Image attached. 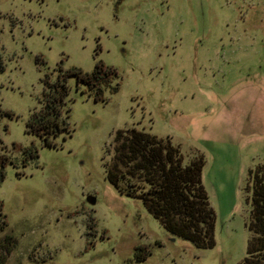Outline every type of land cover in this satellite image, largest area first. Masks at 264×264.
Listing matches in <instances>:
<instances>
[{
  "label": "rangeland",
  "instance_id": "1",
  "mask_svg": "<svg viewBox=\"0 0 264 264\" xmlns=\"http://www.w3.org/2000/svg\"><path fill=\"white\" fill-rule=\"evenodd\" d=\"M68 78V131L27 130L45 79ZM205 157L216 245L168 232L106 178L118 129ZM264 164V0H0V241L5 264H240L249 171ZM3 252H6L3 250Z\"/></svg>",
  "mask_w": 264,
  "mask_h": 264
},
{
  "label": "trees",
  "instance_id": "2",
  "mask_svg": "<svg viewBox=\"0 0 264 264\" xmlns=\"http://www.w3.org/2000/svg\"><path fill=\"white\" fill-rule=\"evenodd\" d=\"M113 75L117 71L100 62L92 73L75 67L56 81L46 77L43 106L31 114L28 132L41 136L46 145L56 146L55 138L69 130L66 125L68 78L74 76L78 84L96 90L99 99L102 86ZM108 153L106 178L116 189L142 200L171 234L202 249L216 245V212L203 182L206 160L202 154L186 159L170 139L137 127L118 129ZM247 191L251 205L247 224L250 237L246 256L240 264H264V164L250 169ZM13 247L11 239L0 241V264L6 263L5 254Z\"/></svg>",
  "mask_w": 264,
  "mask_h": 264
}]
</instances>
